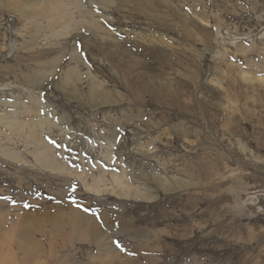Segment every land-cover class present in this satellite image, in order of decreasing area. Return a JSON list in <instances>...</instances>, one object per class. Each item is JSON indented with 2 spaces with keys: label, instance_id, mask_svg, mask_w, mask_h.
<instances>
[{
  "label": "rangeland",
  "instance_id": "obj_1",
  "mask_svg": "<svg viewBox=\"0 0 264 264\" xmlns=\"http://www.w3.org/2000/svg\"><path fill=\"white\" fill-rule=\"evenodd\" d=\"M7 1L0 264H264V0Z\"/></svg>",
  "mask_w": 264,
  "mask_h": 264
},
{
  "label": "bare ground",
  "instance_id": "obj_2",
  "mask_svg": "<svg viewBox=\"0 0 264 264\" xmlns=\"http://www.w3.org/2000/svg\"><path fill=\"white\" fill-rule=\"evenodd\" d=\"M11 0H8L7 2H10ZM18 1H20V5H19V11L22 14H25L26 17H29L30 21L34 20L35 18L38 19L39 16H45V21L47 23V26L42 27L43 29H47L48 31H54V26H61L64 22L66 23L67 21L72 20V13L65 11V12H59V10H61L63 7L65 9V6L63 5V3L65 2V0H12V3H18ZM72 4H75L77 6V9L83 13L84 11L82 10L81 7H79L78 5V1L77 0H70ZM115 0H95L96 4H101L105 9L109 8L111 5L115 4L114 3ZM137 8V7H136ZM139 10V9H137ZM143 12V11H142ZM53 13H55L56 15H59V19H55V16L52 15ZM103 17H106V15H103ZM102 16H100L99 22L101 23L100 25L98 23H96V21H92V25L90 26L91 28H84L87 30H90L93 37H95V40H100L103 41L104 39H106L103 35L106 36V33L108 30H106V28L104 27V25L102 24ZM80 24H76L75 28H73V30L75 29H80L82 30L83 28H80ZM80 30H78L80 32ZM46 31V33L48 32ZM94 40V42H95ZM259 82L264 81V79H261L259 77H257ZM48 106L45 104H42V108L45 111L46 114L49 113V108H47ZM14 115H17L16 113L14 114H10L8 115L5 111L2 112V114L0 115L1 117L6 119H10V118H15ZM43 122L45 123V128L46 130L49 131V133H56V130H60L61 127H57L56 125H53L50 123V121L48 120H43ZM28 127H30L33 131V134H36L35 137H33V139L36 140H43V134L40 132L39 126H37V123H33L31 121H28L27 123ZM8 129V128H7ZM104 172H101V175H103ZM100 180H103V177L100 176ZM121 187L122 188H126V185L121 182ZM122 189V190H124ZM54 220V226L59 229L61 226L60 220L57 219H53ZM95 224V222L93 223V225ZM92 225V226H93ZM101 229V228H100ZM93 232L95 233V236L99 239L102 240L103 238L106 237V232L102 231V230H98L95 225L93 228Z\"/></svg>",
  "mask_w": 264,
  "mask_h": 264
},
{
  "label": "snow or ice",
  "instance_id": "obj_3",
  "mask_svg": "<svg viewBox=\"0 0 264 264\" xmlns=\"http://www.w3.org/2000/svg\"><path fill=\"white\" fill-rule=\"evenodd\" d=\"M116 244H117V247H120V244H119V242H116Z\"/></svg>",
  "mask_w": 264,
  "mask_h": 264
}]
</instances>
